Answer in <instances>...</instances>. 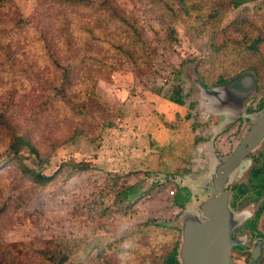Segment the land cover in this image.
Segmentation results:
<instances>
[{
  "label": "rangeland",
  "instance_id": "obj_1",
  "mask_svg": "<svg viewBox=\"0 0 264 264\" xmlns=\"http://www.w3.org/2000/svg\"><path fill=\"white\" fill-rule=\"evenodd\" d=\"M110 1L136 22L149 59L93 45L89 9L0 0V264H46L40 249L72 238L99 243L69 264L158 262L177 232L152 223L181 225L207 195L199 183L212 151L243 132L209 110L196 81L213 87L251 70L264 97V0ZM64 33L71 56L51 57L42 36L56 51ZM14 134L47 158L45 175L67 161L91 167L67 178L64 166L41 184L5 155Z\"/></svg>",
  "mask_w": 264,
  "mask_h": 264
},
{
  "label": "water",
  "instance_id": "obj_2",
  "mask_svg": "<svg viewBox=\"0 0 264 264\" xmlns=\"http://www.w3.org/2000/svg\"><path fill=\"white\" fill-rule=\"evenodd\" d=\"M254 82L252 72L213 87L196 81L210 111L226 121L248 118L253 126L231 154L219 156L213 150V168L199 183L207 195L195 207H186L180 216L179 264H230L229 254L235 244L230 231L238 218L229 206V192L224 186L235 176L239 163L248 157L251 146L264 136V108L256 115L245 111L244 101L252 94Z\"/></svg>",
  "mask_w": 264,
  "mask_h": 264
},
{
  "label": "trees",
  "instance_id": "obj_3",
  "mask_svg": "<svg viewBox=\"0 0 264 264\" xmlns=\"http://www.w3.org/2000/svg\"><path fill=\"white\" fill-rule=\"evenodd\" d=\"M61 3L65 4L64 8L70 10V14H73V10L79 9H89L90 13L94 15V28H89L87 32L90 33L88 39L92 41L93 45L104 46L111 45L114 48L119 49L121 53L124 54L129 60L134 59V53L132 47L138 51V57L143 59H149L151 54L148 51L145 41L142 39V33L139 30L136 22L131 20L125 13H123L117 6L110 0H60ZM236 5V4H235ZM68 15V14H67ZM69 16V15H68ZM47 28H44L41 31V35L48 32ZM45 41V47L50 50V55L57 56L64 51L70 57L71 41L68 38V34L64 33V44L65 47H58L56 51H51L50 47H53L52 44L42 36ZM130 38V39H127ZM88 40V41H89ZM86 41V42H88ZM89 44V42H88ZM73 55V53H72ZM83 60H87L90 57L83 53L81 55ZM57 59V58H55ZM70 66V65H69ZM64 72L68 74V69H64ZM221 80H223L221 78ZM68 78L65 76L62 82V89H66ZM223 80L222 82H225ZM227 82V81H226ZM64 94V93H63ZM168 99L174 103L182 104L183 100L179 95L173 96L172 94ZM0 123H3L8 127L7 121L3 118V114L0 113ZM28 153L25 155V153ZM5 155L10 156L12 159H17L21 163L22 172L37 182L44 184L51 178H53L62 167L66 166L68 170L67 178H70L73 174L81 171H86L90 169L89 163L84 161H67L59 164V169L55 171L53 175H45L42 173L43 164L47 161V158L42 157L39 152L35 149L34 145L24 134H14L13 140L9 143ZM2 156L0 155V158ZM23 159H30V162L38 164V169L31 167L28 163H24ZM158 227L166 228L169 231H176L177 236L169 244L167 250L163 255L159 257L158 262H152V264H179L178 259V248L181 239V225L168 224L166 222L152 223ZM132 233V232H131ZM131 235H134L131 234ZM99 243V240H91L90 242L83 243L82 239L72 238L69 240H60L55 239L49 241L45 247L40 249V255L46 264H69L68 262L72 261L76 256L81 255V253H86L89 247Z\"/></svg>",
  "mask_w": 264,
  "mask_h": 264
},
{
  "label": "flooded vegetation",
  "instance_id": "obj_4",
  "mask_svg": "<svg viewBox=\"0 0 264 264\" xmlns=\"http://www.w3.org/2000/svg\"><path fill=\"white\" fill-rule=\"evenodd\" d=\"M245 72H252L255 77L253 92L244 101L245 111L249 115H256L264 108V97H256L257 75L251 70ZM219 116L224 119L222 115ZM232 121L243 123V132L236 142L226 139L227 152L214 150L219 156L231 154L253 126V121L245 117ZM245 146L248 148L249 144ZM236 171L224 186V190L229 192V206L238 218L230 231L235 244L231 247L229 261L230 264H264V136L251 146L248 157L239 163Z\"/></svg>",
  "mask_w": 264,
  "mask_h": 264
},
{
  "label": "built area",
  "instance_id": "obj_5",
  "mask_svg": "<svg viewBox=\"0 0 264 264\" xmlns=\"http://www.w3.org/2000/svg\"><path fill=\"white\" fill-rule=\"evenodd\" d=\"M170 194H174V190H170V192H169Z\"/></svg>",
  "mask_w": 264,
  "mask_h": 264
}]
</instances>
